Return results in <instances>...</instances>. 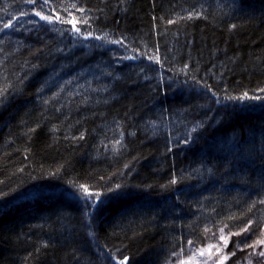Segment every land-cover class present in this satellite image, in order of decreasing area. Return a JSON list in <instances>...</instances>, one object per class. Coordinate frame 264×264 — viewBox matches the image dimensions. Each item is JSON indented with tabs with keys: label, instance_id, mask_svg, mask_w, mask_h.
<instances>
[{
	"label": "trees",
	"instance_id": "1",
	"mask_svg": "<svg viewBox=\"0 0 264 264\" xmlns=\"http://www.w3.org/2000/svg\"><path fill=\"white\" fill-rule=\"evenodd\" d=\"M80 3L104 42L73 46L25 24L33 17L0 33V264H174L188 239L206 247L249 220L251 243L264 222V204L253 206L264 199V108L224 97L264 95V0ZM21 7L31 6L0 0V19ZM80 184L101 193L91 221L73 196ZM252 252L225 264L264 261Z\"/></svg>",
	"mask_w": 264,
	"mask_h": 264
},
{
	"label": "snow or ice",
	"instance_id": "2",
	"mask_svg": "<svg viewBox=\"0 0 264 264\" xmlns=\"http://www.w3.org/2000/svg\"><path fill=\"white\" fill-rule=\"evenodd\" d=\"M55 0H22V4L25 6L31 7H21L19 10L18 16H13L10 19L3 20L0 19V33L7 35L6 30H15L20 31L21 25L19 24V20L25 17H33L38 18L36 19H27L25 20V24H31L36 26L37 28H43L45 25L49 26L48 31L57 32L60 37H64L67 35L68 39L71 41L73 46H76L78 43L83 41H105V37L102 35H95L92 30V25L90 23L92 17L88 15L89 9H86L81 3L80 0H66L59 5L54 7ZM80 14V15H77ZM193 13H189V18ZM198 15V13H197ZM155 19V18H154ZM43 22V23H40ZM169 24L174 23V21L169 20ZM86 26L88 29L87 31L82 30V27ZM232 28H235L236 25H231ZM26 31H30L31 29H25ZM2 42V41H0ZM109 43L113 44H121L123 45L122 40H111L108 41ZM85 47L87 45H84ZM58 51L63 52V49H59ZM158 51V49H157ZM139 55V54H138ZM137 56H121L119 57L120 60H134L137 59ZM149 60L155 61V63L159 64L160 59L158 56L153 55L147 57ZM188 65H185L187 68ZM111 75V73H109ZM206 88L207 92L211 93V96L215 98V102L219 103L220 98L217 96V93L212 90L210 85H203ZM43 89H39L38 91H42ZM3 91V90H0ZM227 92V90H224ZM260 93H264V87L259 89ZM226 100L230 101H237V102H244V101H258L261 103V107L264 108V95H249L247 91L243 92L242 95L238 96H231L225 95L224 97ZM47 103V101H45ZM203 123L192 127L191 132L189 133V137L183 140L184 144H188L191 139L192 133L197 131L198 127H202ZM55 131V129H53ZM30 132H34L35 129H29ZM81 139L83 136L80 137ZM171 140V137H169ZM118 144L119 141H116ZM168 151L171 152L172 148L169 147ZM237 152H240V149H236ZM237 159H244L247 160L249 163H253L254 160L249 154L248 156H244L241 154ZM260 162V171L261 174L264 175V152H262L259 156ZM233 161L228 160L225 163L226 170L229 166H231ZM178 178L176 177L175 173L173 174L172 179H170V185H177ZM120 185H116L115 189H110L112 192H117L120 189ZM167 187V185H165ZM73 196L78 201L82 202V207L84 210V216L91 221L97 211H99V206L103 204V200H101V193L91 191L86 184H80L78 189ZM179 199V196H177ZM255 203L264 204V199H259L258 201H253V206ZM91 210V211H89ZM253 221L249 220L240 228L239 231H229L228 234H225V228L228 225H224L218 229L219 237L216 243L209 242L206 247L196 248L194 247V241L192 239H188L187 243L189 246H193L191 249L192 254L187 256V258L183 257V249H181L180 253H175L176 262L174 264H225V262L231 257L236 255V249L239 248L243 251L245 248H252L253 252L249 253V257L255 255L258 257H264V222H257V229L259 230L257 238L249 243V239L253 234H256V229H252ZM252 229V231H250ZM207 231V229H206ZM241 233H248L249 235L245 237L243 240L235 241L233 244V249L230 252H225L224 250L228 248L230 243L231 236H239ZM89 235H92L90 232ZM217 234L215 232L212 233V236L215 237ZM257 246H260L261 250L256 252L255 249ZM197 257L203 258L198 259ZM111 261L113 264H128L129 257L127 256H111ZM233 264H239L238 261H234ZM248 264H252V260L248 259ZM260 264H264V261H260Z\"/></svg>",
	"mask_w": 264,
	"mask_h": 264
},
{
	"label": "rangeland",
	"instance_id": "3",
	"mask_svg": "<svg viewBox=\"0 0 264 264\" xmlns=\"http://www.w3.org/2000/svg\"><path fill=\"white\" fill-rule=\"evenodd\" d=\"M264 219V213H263V215L261 216V218H260V221L261 220H263ZM217 240H218V237H217V239L216 240H214L212 243H216L217 242ZM225 252L227 251V249H225L224 250ZM192 254V252H191V250H189L185 255L186 256H183L182 258H187V256H189V255H191ZM198 259H203V258H200V257H197ZM175 259H177V258H175ZM176 262V261H175Z\"/></svg>",
	"mask_w": 264,
	"mask_h": 264
}]
</instances>
